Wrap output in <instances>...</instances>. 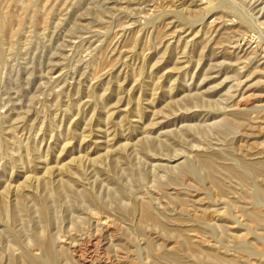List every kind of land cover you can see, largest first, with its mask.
<instances>
[{
    "label": "rangeland",
    "instance_id": "obj_1",
    "mask_svg": "<svg viewBox=\"0 0 264 264\" xmlns=\"http://www.w3.org/2000/svg\"><path fill=\"white\" fill-rule=\"evenodd\" d=\"M32 263L264 264V0H0V264Z\"/></svg>",
    "mask_w": 264,
    "mask_h": 264
},
{
    "label": "bare ground",
    "instance_id": "obj_2",
    "mask_svg": "<svg viewBox=\"0 0 264 264\" xmlns=\"http://www.w3.org/2000/svg\"><path fill=\"white\" fill-rule=\"evenodd\" d=\"M215 158V157H214ZM205 162L204 163H206V164H208L209 165V168H210V174L212 175V177H215L216 175H217V171H216V169H215V167L212 165V163H211V161L210 160H207V159H205L204 160ZM261 169V168H260ZM233 171V170H232ZM254 171V170H253ZM252 171V172H253ZM234 172V171H233ZM258 173V172H257ZM218 179V178H217ZM241 179V178H240ZM216 182V181H215ZM146 207V206H145ZM149 209V208H148ZM147 208H144V216L147 218V219H149V220H152L153 222H160L159 220L157 221L156 220V216H154V215H152L151 214V212L148 210ZM43 239V241L46 243L47 241H46V238L45 237H43L42 238ZM48 246V245H47ZM54 252V251H53ZM54 253H52V250H51V247H49L48 246V255L49 256H54L53 255ZM54 258V257H53ZM55 259V258H54ZM34 262V261H33ZM33 264V263H32Z\"/></svg>",
    "mask_w": 264,
    "mask_h": 264
}]
</instances>
